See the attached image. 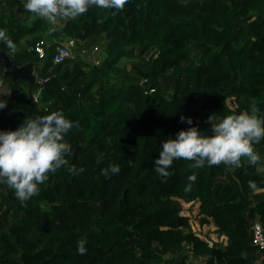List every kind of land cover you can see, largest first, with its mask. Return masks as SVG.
Here are the masks:
<instances>
[{
  "label": "trees",
  "instance_id": "1",
  "mask_svg": "<svg viewBox=\"0 0 264 264\" xmlns=\"http://www.w3.org/2000/svg\"><path fill=\"white\" fill-rule=\"evenodd\" d=\"M63 21L53 36L75 39L77 53L54 63L55 44L44 59L35 51L47 19L0 0V28L17 45L0 49L17 65L34 61L43 82L14 81L0 66V129L62 109L78 122L64 136L68 164L83 167L49 172L23 203L0 183V264H264L253 233L264 230V173L246 157L238 167L174 159L163 178L153 168L160 143L190 126L181 114L205 134L217 112L264 114V0H126ZM254 147L264 157V138ZM110 163L120 171L106 177ZM190 202L226 244L196 235L182 214Z\"/></svg>",
  "mask_w": 264,
  "mask_h": 264
},
{
  "label": "clouds",
  "instance_id": "2",
  "mask_svg": "<svg viewBox=\"0 0 264 264\" xmlns=\"http://www.w3.org/2000/svg\"><path fill=\"white\" fill-rule=\"evenodd\" d=\"M125 3L126 0H23V7L54 24L58 18H76L92 4L118 10ZM64 40L46 44L44 39L42 42L45 51L51 44H55L56 51V47ZM0 42L11 52L16 51V43L4 28H0ZM46 55L47 52L45 57ZM39 81L40 84L43 83L41 78ZM34 101L40 103L39 92L34 94ZM6 104L5 99H0V109ZM179 118L190 126L179 129L175 138L169 136L164 139L160 143L159 155L153 161V168L162 178L171 174L170 166L178 158L191 160L190 166L196 168L221 163L238 167L242 163L241 157H246L257 172L264 173V157L254 147L256 142L264 138V114L241 111L222 117L210 115L208 119L211 121V134H205V131L193 124L191 116L181 114ZM77 123L67 117L62 109H56L25 118L15 129H0V183L12 188L21 203L37 194L40 184L48 179L49 172L56 171L62 165L67 166L69 172L83 171L82 166L77 168L74 164H68L66 158L72 146L64 136ZM101 171L109 177L120 171V165L110 163L101 168ZM187 179L195 181L196 173L190 172ZM249 183L255 187L254 181ZM190 187V183L185 186L186 190ZM85 245L86 238H80L77 241V252L85 253Z\"/></svg>",
  "mask_w": 264,
  "mask_h": 264
},
{
  "label": "rangeland",
  "instance_id": "3",
  "mask_svg": "<svg viewBox=\"0 0 264 264\" xmlns=\"http://www.w3.org/2000/svg\"><path fill=\"white\" fill-rule=\"evenodd\" d=\"M64 24L63 18H58L57 21L52 24L47 20V30L43 33L44 35V39H45V43H54L55 41H58L59 38H56L55 36H53V32L56 29H59L60 27H62V25ZM53 29V30H49V29ZM74 55L77 53V48L75 47L74 51H73ZM83 55V54H82ZM84 59L86 62H90V63H97L99 60H96L95 56L92 57H86L85 55H83ZM98 59V58H97ZM96 60V61H94ZM214 115H217L220 117L221 113L217 112ZM184 204V210L182 211V214L187 215L190 217V223L192 226L193 231L196 233V235L200 236L203 239H206L208 241H210V244H212L213 242H219L221 244H226L227 242V238L224 236H219L217 231H216V226L214 225L213 221H211L210 223H202L201 222V217L202 215L199 213V206L198 203H183ZM189 264H206V257H201L199 259H195L193 257H191L189 259Z\"/></svg>",
  "mask_w": 264,
  "mask_h": 264
},
{
  "label": "built area",
  "instance_id": "4",
  "mask_svg": "<svg viewBox=\"0 0 264 264\" xmlns=\"http://www.w3.org/2000/svg\"><path fill=\"white\" fill-rule=\"evenodd\" d=\"M76 41L73 38H67L61 42L57 47L54 54V62L61 63L66 59L74 55L73 51L76 47ZM36 52L39 57H45L46 51L43 42H39L35 47ZM37 100V99H36ZM254 233V243H256L260 248L264 249V230L260 223H256L253 226Z\"/></svg>",
  "mask_w": 264,
  "mask_h": 264
},
{
  "label": "water",
  "instance_id": "5",
  "mask_svg": "<svg viewBox=\"0 0 264 264\" xmlns=\"http://www.w3.org/2000/svg\"><path fill=\"white\" fill-rule=\"evenodd\" d=\"M35 65L34 61L17 65L4 50L0 49V66L4 68V75H10L14 81L24 79L29 83L40 84V77L35 72Z\"/></svg>",
  "mask_w": 264,
  "mask_h": 264
},
{
  "label": "crops",
  "instance_id": "6",
  "mask_svg": "<svg viewBox=\"0 0 264 264\" xmlns=\"http://www.w3.org/2000/svg\"><path fill=\"white\" fill-rule=\"evenodd\" d=\"M33 20V18L32 19H30V21H32ZM47 44V43H46ZM49 44V43H48Z\"/></svg>",
  "mask_w": 264,
  "mask_h": 264
}]
</instances>
